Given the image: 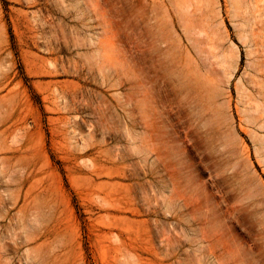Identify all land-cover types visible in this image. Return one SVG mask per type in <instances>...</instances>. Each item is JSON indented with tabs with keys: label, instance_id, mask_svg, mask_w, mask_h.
Here are the masks:
<instances>
[{
	"label": "rangeland",
	"instance_id": "374dc122",
	"mask_svg": "<svg viewBox=\"0 0 264 264\" xmlns=\"http://www.w3.org/2000/svg\"><path fill=\"white\" fill-rule=\"evenodd\" d=\"M0 264H264V0H0Z\"/></svg>",
	"mask_w": 264,
	"mask_h": 264
}]
</instances>
